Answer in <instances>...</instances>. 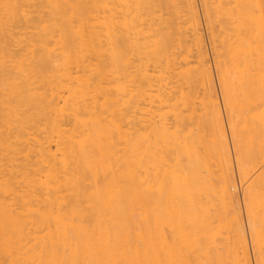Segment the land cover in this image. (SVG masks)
<instances>
[{"label":"bare ground","instance_id":"bare-ground-1","mask_svg":"<svg viewBox=\"0 0 264 264\" xmlns=\"http://www.w3.org/2000/svg\"><path fill=\"white\" fill-rule=\"evenodd\" d=\"M263 228L264 0H0V264H264Z\"/></svg>","mask_w":264,"mask_h":264},{"label":"rangeland","instance_id":"rangeland-1","mask_svg":"<svg viewBox=\"0 0 264 264\" xmlns=\"http://www.w3.org/2000/svg\"><path fill=\"white\" fill-rule=\"evenodd\" d=\"M237 188H238V189H237L238 192L240 193V194H239V195H240L239 197H242V192H241L242 190H241L239 187H237ZM239 200H240V199H239ZM240 201H241V200H240ZM241 203H242V202H241ZM243 210H244V208H243ZM244 215H245V214H244V212H243V217H244ZM258 225H259V223L257 224V226H258ZM258 227L261 229V225L258 226ZM263 229H264V228H263ZM263 232H264V230H263ZM251 256H252V254H251ZM252 257H253V256H252Z\"/></svg>","mask_w":264,"mask_h":264}]
</instances>
